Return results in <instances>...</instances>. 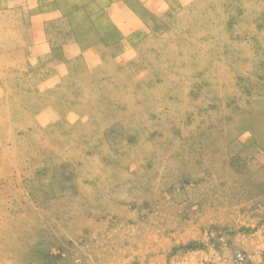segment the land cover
I'll list each match as a JSON object with an SVG mask.
<instances>
[{
	"label": "rangeland",
	"instance_id": "1",
	"mask_svg": "<svg viewBox=\"0 0 264 264\" xmlns=\"http://www.w3.org/2000/svg\"><path fill=\"white\" fill-rule=\"evenodd\" d=\"M154 32L52 118L0 76V264H264V0Z\"/></svg>",
	"mask_w": 264,
	"mask_h": 264
},
{
	"label": "crops",
	"instance_id": "2",
	"mask_svg": "<svg viewBox=\"0 0 264 264\" xmlns=\"http://www.w3.org/2000/svg\"><path fill=\"white\" fill-rule=\"evenodd\" d=\"M189 2L0 0V76L47 100L42 118H52L61 96L93 92L137 61L158 25Z\"/></svg>",
	"mask_w": 264,
	"mask_h": 264
}]
</instances>
